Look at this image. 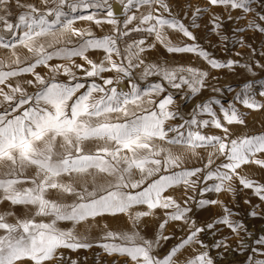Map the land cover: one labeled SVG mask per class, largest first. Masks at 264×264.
Segmentation results:
<instances>
[{
    "label": "snow or ice",
    "instance_id": "obj_1",
    "mask_svg": "<svg viewBox=\"0 0 264 264\" xmlns=\"http://www.w3.org/2000/svg\"><path fill=\"white\" fill-rule=\"evenodd\" d=\"M121 3L123 27L109 0H0V203L11 206L0 211V264H77L69 262L63 250L92 247L125 257V264H214L201 234L215 236L218 226L240 236L241 251L250 248L252 255L245 264H264V235L254 239L255 246L245 244L246 229L231 219L233 213L226 205L220 217L204 226L188 215L192 211L189 202L195 199L190 192L198 191L200 196L233 192L234 180L264 202V184L244 174L245 165L264 168V132L233 138L228 127L246 123L236 103L253 111L264 110V80L259 81V88L244 83L227 107L210 97L185 119L178 109L173 110L174 95L169 89L195 96L209 87V73L192 66L146 64L142 54L155 44L146 45L144 39L125 41L122 51L123 38L132 32L147 33L167 53L193 54L212 69L239 66L252 72L253 68L231 59L222 63L196 43L190 28L200 27L197 21L204 8L195 7L186 26L168 0ZM207 3L251 15L247 29L264 34V14L253 8L257 0ZM12 7L18 9L14 19H10ZM78 21L112 28L110 34L97 38L90 30L75 27ZM209 24L221 41L228 39L220 31V17L213 14ZM168 30L192 43H173ZM233 31L243 33L246 28ZM237 43L243 46L244 40ZM90 50L101 51L103 58L94 62L86 55ZM76 57L88 67L77 64ZM53 60L68 63H50ZM39 67L47 73L38 72ZM255 67L264 69V64L257 62ZM136 69H140L139 80L155 76L160 82L141 87L133 80ZM105 72L117 75L104 77ZM60 75L67 79H57ZM89 78L94 79L89 83ZM125 78L128 91L118 88ZM211 90L222 93L217 87ZM214 106H219V116ZM178 119L182 122L168 123ZM209 126L222 135L204 132ZM194 157L202 167H185ZM209 181L214 183L208 186ZM201 183L204 187H199ZM180 186L186 197L183 204L165 195ZM219 203L199 199L196 206ZM16 206L25 209L23 215L16 214ZM138 206H146L147 211L136 210ZM156 209L163 210V218L155 237L147 239L138 224ZM119 214L126 215L133 227L117 231L105 225L90 239L92 222L99 227L98 218ZM62 221L71 222L72 228H60ZM169 222H181L185 234L161 256L157 249L173 238L164 234ZM82 225L84 232L78 229ZM226 239L216 240L214 246L227 250Z\"/></svg>",
    "mask_w": 264,
    "mask_h": 264
},
{
    "label": "rangeland",
    "instance_id": "obj_2",
    "mask_svg": "<svg viewBox=\"0 0 264 264\" xmlns=\"http://www.w3.org/2000/svg\"><path fill=\"white\" fill-rule=\"evenodd\" d=\"M27 2H38V0H27ZM264 0H257V3L253 5L254 10L259 14H264V7H261V3ZM112 5L114 12L116 13V18L121 21L124 19V9L121 0H109ZM173 13L183 18V22L186 26L191 23V11L195 7H200L206 9V11L200 15L197 23H199V28H190L193 34L197 37L196 43H198L202 48L210 53V55L220 62H226L227 60H235L238 64H247L253 68L252 72L246 71L244 68L239 66L232 70L227 68L222 69H212L206 61L198 58L193 54H169L160 43L155 42L154 36H150L147 33H136L132 32L128 37L121 40L119 47L123 51L125 47V41L131 43L133 40L144 39L146 45L155 44V47L150 48L143 53V58L146 64L159 63L165 64L167 66H192L196 67L202 71H207L209 73L207 77V84L209 87L203 89L199 94L192 96L186 94L185 91H177L169 89L174 95V105L173 110H179L181 115L187 119L190 118L191 113L195 109L197 104L206 101L208 98L215 96L221 100V103L227 107L228 104L233 103V98L236 92L240 91L244 83H255V86L259 88V81L264 80V69L255 67L256 63L264 64V34L247 29V24L252 20V16H242L238 11L229 12L224 7H212L208 5L207 0H168ZM11 17L14 19L18 13V9L15 7L11 8ZM187 12L188 16L185 18L184 13ZM215 14L220 17V22L222 27L220 31L223 35L227 36L228 39L221 41L220 38L211 31V25L209 24L210 17ZM229 16L233 19H229ZM239 17V19H237ZM75 27L90 30L95 37L101 38L106 34H110L111 25L104 24L102 26H97L90 21H78ZM131 27V26H130ZM238 27H245L246 31L243 33H235L234 29ZM169 32V39L176 44L192 43L184 38L179 33ZM243 39L244 44L241 46L237 43L238 40ZM249 45L251 47H249ZM253 50H255L253 52ZM26 52V50H23ZM241 55L237 56L236 54ZM86 55L92 59L94 62H99L103 58V53L101 51L90 50ZM77 64H82L84 67H88L85 61L81 60L79 57L74 58ZM114 59H117L114 57ZM117 62H121L117 59ZM52 64H67L64 60H53ZM126 63V62H125ZM37 71L41 74H46L47 69L43 67L37 68ZM76 71L77 76H81L82 73L78 70ZM140 69L134 70L133 80L143 87L149 82H160L158 77L150 76L147 81L139 80ZM104 77H115L117 74L115 72H105L102 74ZM30 77H25V79ZM57 79L64 81L67 77L60 75ZM94 78H89V83ZM102 83V81H97ZM129 81L127 78L118 85V88L124 91H128ZM217 87L222 90V93H214L211 88ZM231 88L232 91L228 89ZM83 91V90H81ZM259 99V97H257ZM237 110L241 113L246 123L244 125H229L232 132L233 138L236 136H243L248 134H258L264 132V110L253 111L244 108L241 104H235ZM219 106H214V110L219 114ZM262 117V121H261ZM208 118V117H203ZM222 119V116H220ZM182 120L169 121V124H178ZM263 122V123H260ZM209 135H222L221 130L215 129L209 126L203 129ZM201 156H206L204 150H198ZM222 159V158H221ZM217 164L220 160L216 161ZM185 167H202V163L199 158H190L185 165ZM214 167V166H213ZM244 174L250 179H253L257 183L264 184V168H260L257 165L250 164L244 166ZM208 186H211L213 181L207 182ZM233 188L235 191L228 192L222 191L220 193L207 192L203 196L199 195V192L189 193L195 197L194 200L190 201L189 204L192 211L188 214L193 221L196 222L198 226H204L207 223L213 222L215 219L222 215V206L226 205L231 209L233 215L231 219L242 223L246 229V237L244 243L249 246H255L253 241L255 238L264 235V202L260 201L258 197L253 195L251 189H243L242 186L238 184V181H233ZM199 187H204L201 183ZM165 195H170L178 203L183 204L186 199L184 194L183 186L169 189ZM199 199H209L218 200L220 203L217 205H207L204 207H197V201ZM249 201V203H245ZM11 208L8 202L0 203V211ZM17 215H23L25 209L22 206H16L13 209ZM136 210L147 211L146 206H138ZM255 211L257 215L255 217L250 216L249 213ZM163 218V210H154L153 215L141 218L138 224L139 232L147 239H153L156 235L159 223ZM39 219V218H38ZM99 227L96 226L95 222H92L93 227L90 230L89 237H95L105 225L108 226L110 230H128L132 228V223L126 215L119 214L116 216L106 215L104 217L98 218ZM47 222V220L45 221ZM58 226L62 229L68 230L72 228V223L67 221L58 222ZM85 225L78 226L80 232L85 231ZM220 231L213 236L211 232H205L201 234V239L204 240L205 244L209 245L206 249L209 252L210 257L213 259L214 264H245L247 257L252 255L250 248L247 251H241L238 247L240 244V236L232 234L227 228L223 226H218ZM165 235H170L173 238L162 242V247L157 249V252L163 256L166 252L178 242V239L182 237L185 233L183 231V225L181 222H169L166 226ZM245 235V233H241ZM226 239V243L229 245L228 249L216 248L214 242L216 240ZM65 258L70 262L71 260L77 261V264H125V257L118 255H108L103 252L102 249L98 247H92L90 249H80L76 252L70 250H63ZM182 264V262H181Z\"/></svg>",
    "mask_w": 264,
    "mask_h": 264
},
{
    "label": "bare ground",
    "instance_id": "obj_3",
    "mask_svg": "<svg viewBox=\"0 0 264 264\" xmlns=\"http://www.w3.org/2000/svg\"><path fill=\"white\" fill-rule=\"evenodd\" d=\"M261 121H262V117H261ZM260 123H263V122H260Z\"/></svg>",
    "mask_w": 264,
    "mask_h": 264
}]
</instances>
